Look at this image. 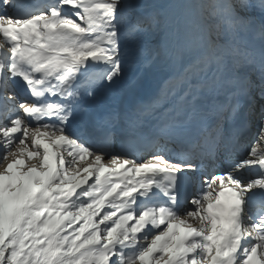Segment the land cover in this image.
<instances>
[{
    "label": "snow or ice",
    "instance_id": "1",
    "mask_svg": "<svg viewBox=\"0 0 264 264\" xmlns=\"http://www.w3.org/2000/svg\"><path fill=\"white\" fill-rule=\"evenodd\" d=\"M0 264H264V0H0Z\"/></svg>",
    "mask_w": 264,
    "mask_h": 264
},
{
    "label": "rangeland",
    "instance_id": "2",
    "mask_svg": "<svg viewBox=\"0 0 264 264\" xmlns=\"http://www.w3.org/2000/svg\"><path fill=\"white\" fill-rule=\"evenodd\" d=\"M160 2H163V0H160ZM129 70H135V71H132V74H133V75H137V74L139 73V71L141 72V68L138 67V66H135V65L130 66V67L127 69L128 74H129Z\"/></svg>",
    "mask_w": 264,
    "mask_h": 264
},
{
    "label": "bare ground",
    "instance_id": "3",
    "mask_svg": "<svg viewBox=\"0 0 264 264\" xmlns=\"http://www.w3.org/2000/svg\"><path fill=\"white\" fill-rule=\"evenodd\" d=\"M138 74H140V71H139V73H138ZM138 74H137V75H138ZM251 131H252V135H254V134H255V132H256V128H254V127L252 126V127H251ZM252 135H251V136H252Z\"/></svg>",
    "mask_w": 264,
    "mask_h": 264
}]
</instances>
